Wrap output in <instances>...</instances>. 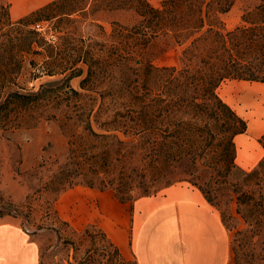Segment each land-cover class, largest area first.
<instances>
[{"label": "trees", "instance_id": "1", "mask_svg": "<svg viewBox=\"0 0 264 264\" xmlns=\"http://www.w3.org/2000/svg\"><path fill=\"white\" fill-rule=\"evenodd\" d=\"M57 1L15 23L8 16L0 18V120L12 113L35 111L53 98L51 82L36 92L21 93L12 87L23 68L22 41H28L25 51L30 54H38L42 43L36 31L21 27ZM85 1L99 3L102 10L136 16L130 28L118 26L121 46L116 56L123 70L130 69L128 62L136 61L132 58L136 56L139 69L134 72L139 78L120 95L87 96L73 89L64 94L61 128L67 152L53 182L57 195L82 186L110 191L118 203L133 204L184 182L220 212L226 229H234L225 223L226 217L234 220V214L243 221L244 228L233 233V264H264L263 258L252 257L253 240L264 236V156L251 171L238 167L235 139L245 132L246 124L217 93L227 80L264 84V0H253L242 25L232 31H224L220 16L237 0H164L160 7L148 0ZM161 37L182 47L180 67L143 63ZM90 60L82 61L88 64L83 90L96 77ZM82 73L72 69L65 81ZM55 74L47 70L48 76ZM148 78H154L155 91ZM83 99L88 102L71 105ZM259 143L264 150V133ZM231 205L234 213L229 212ZM90 229H97L106 244L102 256L107 263L114 259L129 264L97 225L89 224L82 234L88 236ZM93 262L88 255L78 264Z\"/></svg>", "mask_w": 264, "mask_h": 264}, {"label": "rangeland", "instance_id": "2", "mask_svg": "<svg viewBox=\"0 0 264 264\" xmlns=\"http://www.w3.org/2000/svg\"><path fill=\"white\" fill-rule=\"evenodd\" d=\"M162 1L148 0L154 7H160ZM0 6V18L6 19L9 17L6 1L0 0ZM252 7L253 0H237L220 16L224 31L241 26L244 12ZM60 13L66 15L59 16ZM9 20L11 23L17 21L10 17ZM136 20L132 12L102 10L97 2L59 0L56 6L21 27L23 31H36L34 26L41 24L45 31H36L42 39L38 54L27 53L28 41H22L23 68L15 77L16 86L12 89L21 93L36 92L40 85L51 82L49 88L54 93L45 106L32 112L12 113L0 120V219L14 220L32 236L39 248V264H78L88 255L93 256V264H119L114 259L107 263L102 256L106 244L98 237L97 229H90L88 236L83 235L82 230L89 224L110 231L115 229L113 217L117 214L127 222L133 204H119L110 191L100 192L82 186L57 195L53 182L67 152L61 128L65 121L64 94L73 89L87 96L120 95L137 84L139 73L134 70L139 69L138 58L133 56L136 61L128 62L130 69L123 70L116 56L121 46L118 26L130 28ZM181 51L182 47L171 38L161 37L153 42L143 63L150 62L158 68L180 67ZM83 60H90L91 71L96 75L95 80L85 84L86 90L81 88L88 71V64L82 63ZM76 68L83 71L82 75L65 81L70 70ZM48 69L56 74L48 76ZM63 69L68 71L62 73ZM148 79L149 87L155 91L154 78ZM217 93L246 124L245 132L235 139L236 164L244 171H251L264 156L259 143L264 133V84L227 80ZM115 98L116 102H123ZM87 102L83 99L71 105ZM230 211L234 213L233 205ZM233 216L234 220L225 218L230 229L234 227L227 229L230 246L234 231L244 228L243 221ZM253 242L256 243L253 259L263 258L264 261V236ZM126 260L135 264L132 259Z\"/></svg>", "mask_w": 264, "mask_h": 264}, {"label": "crops", "instance_id": "3", "mask_svg": "<svg viewBox=\"0 0 264 264\" xmlns=\"http://www.w3.org/2000/svg\"><path fill=\"white\" fill-rule=\"evenodd\" d=\"M5 1L14 21L52 2ZM113 219L115 229L100 228L120 254L136 264H231L233 260L229 231L218 211L190 184L178 183L137 199L127 222L117 214ZM39 260L32 236L14 220L0 219V264H39Z\"/></svg>", "mask_w": 264, "mask_h": 264}, {"label": "built area", "instance_id": "4", "mask_svg": "<svg viewBox=\"0 0 264 264\" xmlns=\"http://www.w3.org/2000/svg\"><path fill=\"white\" fill-rule=\"evenodd\" d=\"M34 29H35L37 32H44V31H45L41 24H36V25L34 26Z\"/></svg>", "mask_w": 264, "mask_h": 264}]
</instances>
